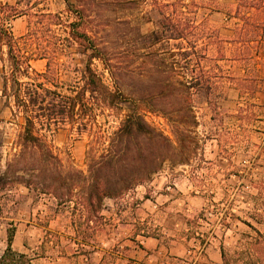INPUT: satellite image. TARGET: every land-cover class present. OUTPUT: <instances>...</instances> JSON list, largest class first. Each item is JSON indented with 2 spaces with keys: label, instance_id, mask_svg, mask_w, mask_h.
Here are the masks:
<instances>
[{
  "label": "trees",
  "instance_id": "obj_1",
  "mask_svg": "<svg viewBox=\"0 0 264 264\" xmlns=\"http://www.w3.org/2000/svg\"><path fill=\"white\" fill-rule=\"evenodd\" d=\"M23 1L0 6V53L6 55L0 60L10 70L1 74L2 90L15 115L23 118L0 172V194H8L15 185L29 191L34 186L36 194L49 193L57 204L73 202L74 211L83 217L96 212L104 199L118 198L150 180L166 160L175 157L176 162H185L182 151L187 156L198 149L193 98L210 89L215 77L204 62L224 59L225 49L233 50L232 59L247 72L237 79L239 88L252 94L264 92V0H234V7L225 11L232 22V34L226 37L211 30L205 19L198 21L204 0H63L61 12L39 7L43 0ZM116 3L127 10L122 37L110 29L118 23L102 13ZM132 3L142 5L132 7ZM137 8H144L149 14L146 21L152 24L147 33L138 31L146 48L139 66L134 51L119 43L131 38ZM20 15L29 20L26 32L15 36L11 21ZM73 45L83 58L80 65L73 62ZM210 48L216 51L215 58H209ZM37 59L45 60L42 72L31 67ZM66 72L69 78L62 80ZM148 113L171 120L173 138L152 125ZM104 114L119 120L112 131L97 123ZM62 126L89 136L86 172L67 168L45 139L44 132ZM255 198L264 206V185L257 187ZM252 214L251 219L264 226V213ZM246 224L257 235L255 260L250 264H264V232ZM14 233L10 225L0 264H33L25 253L12 248ZM221 257L223 264H239L222 249Z\"/></svg>",
  "mask_w": 264,
  "mask_h": 264
},
{
  "label": "rangeland",
  "instance_id": "obj_2",
  "mask_svg": "<svg viewBox=\"0 0 264 264\" xmlns=\"http://www.w3.org/2000/svg\"><path fill=\"white\" fill-rule=\"evenodd\" d=\"M29 1L33 0L23 2ZM5 2L12 4L15 0H0V6ZM200 3L198 21L205 19L211 30H218L224 37L231 35L232 22L226 19L225 11L234 7V0ZM43 5L52 12L65 8L63 0H43L39 7ZM138 5L142 4H130ZM102 13L118 23L110 29L122 37L127 13L122 3ZM148 16L144 8H137L132 16L131 38L126 36L119 42L124 50L129 47L134 51L137 66L146 53L138 31L145 34L152 29V24L146 21ZM28 20V16L20 15L11 21L15 36L26 32ZM212 49L209 58L216 57ZM70 51L73 62L80 65L83 58L78 46L73 45ZM225 52L224 59L204 62V68L210 69L215 77L210 89L193 98L198 149L187 156L181 150V155L187 158L185 162H176L175 157L166 160L150 180L118 198L104 199L96 212L83 217L74 211L73 202L57 204L49 193L36 194L34 186L30 191L24 185L10 187L8 194L4 191L0 194V255L6 247L7 229L13 225L12 248L25 253L33 264H120L115 255L120 250L119 241L125 235L137 234L189 235L199 247L215 243L226 257H235L239 264L254 261L257 235L246 222L264 232V226L251 219L255 211L264 213L261 200L255 198L257 187L264 185V168L259 163L264 149V92L256 90L252 94L239 88L236 81L247 76V72L244 73L239 61L232 59L233 50L225 49ZM0 57L6 55L0 53ZM6 64L0 60V172L5 169L8 152L23 122L22 115H15V110L7 104L8 98L2 90L1 74L10 73ZM93 65L101 70L97 61ZM31 67L42 72L45 60H34ZM68 78L67 72L61 76L62 80ZM7 91H11L10 87ZM125 112L126 109L122 110L121 116ZM146 119L173 138L171 120L150 113ZM118 121L105 114L97 118V123L109 131ZM44 134L67 168L73 166L86 172L90 140L87 134L78 135L68 126ZM174 144L178 146L177 142ZM20 176L35 181L28 173Z\"/></svg>",
  "mask_w": 264,
  "mask_h": 264
},
{
  "label": "crops",
  "instance_id": "obj_3",
  "mask_svg": "<svg viewBox=\"0 0 264 264\" xmlns=\"http://www.w3.org/2000/svg\"><path fill=\"white\" fill-rule=\"evenodd\" d=\"M259 163L264 168V149ZM169 235H125L118 243L117 260L120 264H223L215 243L199 247L189 235Z\"/></svg>",
  "mask_w": 264,
  "mask_h": 264
}]
</instances>
